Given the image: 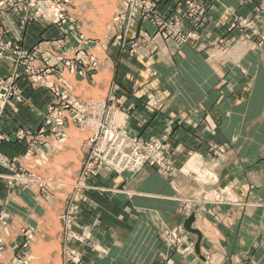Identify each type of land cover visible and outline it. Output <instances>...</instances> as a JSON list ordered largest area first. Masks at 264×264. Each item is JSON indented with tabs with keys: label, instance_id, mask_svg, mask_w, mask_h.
I'll return each instance as SVG.
<instances>
[{
	"label": "rangeland",
	"instance_id": "1",
	"mask_svg": "<svg viewBox=\"0 0 264 264\" xmlns=\"http://www.w3.org/2000/svg\"><path fill=\"white\" fill-rule=\"evenodd\" d=\"M140 2L135 9L130 0H0V61L10 63L0 74V144L26 141L28 161L26 165L0 152V264H85V253L105 255L93 237L94 223L87 222L89 195L131 198L136 195L134 184L148 168L172 177L178 171L172 160L176 153L188 149L191 158L197 152L172 144L168 137L130 135L117 104L118 74L113 76L105 60L109 50L113 55L114 46L120 55L130 53L143 60L159 35L184 45L213 16L208 17L196 0H180L182 8L169 18L160 12L157 0ZM239 4L243 11H228L233 23L206 43L207 50L217 51L209 58L238 71L234 79H226L229 73L222 79L219 100L252 97L255 75L247 55H255L264 82V0H239ZM49 29L54 33L38 41ZM27 33L32 42L25 41ZM112 76L109 90L101 93L98 85L109 83ZM27 86L53 101L41 112L39 132L20 126L14 136L3 133L10 113L21 107L35 110L36 99L24 92ZM149 96L145 101L150 104ZM258 99L264 101V89ZM220 108L217 116L207 114L191 127L216 136L231 120L227 109ZM263 118L256 121L257 130L263 128ZM197 139L207 148L231 145ZM106 177L117 186L102 185ZM27 190L32 200L23 204L19 193ZM193 208L194 203H187L183 209L188 213ZM186 233L183 224L161 234L167 264L174 256L194 253L195 243L184 239Z\"/></svg>",
	"mask_w": 264,
	"mask_h": 264
},
{
	"label": "crops",
	"instance_id": "2",
	"mask_svg": "<svg viewBox=\"0 0 264 264\" xmlns=\"http://www.w3.org/2000/svg\"><path fill=\"white\" fill-rule=\"evenodd\" d=\"M179 1L157 0V4L169 18L182 8ZM196 1L213 18L205 19L188 43L180 46L173 39L156 36L154 46L147 50L150 56L145 52L143 60L130 53L120 55L115 46L113 55L108 52L105 65L113 70V76L118 74L116 82L121 89L117 104L126 131L147 139L168 137L172 144L181 143L197 152L191 158L188 149L176 153L172 160L178 171L172 177L148 168L134 184L136 195L131 198L89 195L87 222L94 223L93 237L105 248V255L85 253V264H167L161 234L179 229L193 212L194 227L202 234L201 254L208 263L194 251L185 258L174 256L171 264H264V118L263 128H256V121L264 117V101L258 99L264 89L258 72L261 65L255 55L245 56L255 75L250 100L237 101L231 96L219 100L222 79L229 73L226 79L230 81L238 71L231 64L209 58L217 51L207 50L206 43L233 23L228 11L243 9L239 0ZM211 29L214 34L209 33ZM52 33L53 29L44 31L38 41ZM24 37L32 42L28 33ZM9 64L0 61V74ZM115 65L118 70H114ZM113 76L109 83L98 85L101 93L109 90ZM23 89L36 99L35 110L21 107L19 112L10 113L2 125L3 133L14 136L20 126L38 133L41 112L53 102L45 92L33 93L29 86ZM148 96L152 98L150 104L145 101ZM221 106L231 116L228 128L214 131L216 136H212L204 134L202 127H191L207 114L217 116ZM200 137L209 138L213 144L228 141L231 145L228 149L218 145L207 148L197 139ZM0 152L28 164L24 140L2 143ZM101 182L107 187L117 186L107 177ZM25 192L19 193L21 202L31 201L32 192ZM187 203H194L195 208L185 213ZM186 234L184 239L196 245V240Z\"/></svg>",
	"mask_w": 264,
	"mask_h": 264
},
{
	"label": "water",
	"instance_id": "3",
	"mask_svg": "<svg viewBox=\"0 0 264 264\" xmlns=\"http://www.w3.org/2000/svg\"><path fill=\"white\" fill-rule=\"evenodd\" d=\"M196 221V214L193 212L184 222V229L187 233L196 238L197 242L195 245V253L205 262L208 263L207 259L202 256L200 245L202 241V234L197 230L194 225Z\"/></svg>",
	"mask_w": 264,
	"mask_h": 264
},
{
	"label": "built area",
	"instance_id": "4",
	"mask_svg": "<svg viewBox=\"0 0 264 264\" xmlns=\"http://www.w3.org/2000/svg\"><path fill=\"white\" fill-rule=\"evenodd\" d=\"M131 3H130V6L132 8H135L137 9L139 7V5H141L142 3L140 2V0H130Z\"/></svg>",
	"mask_w": 264,
	"mask_h": 264
}]
</instances>
